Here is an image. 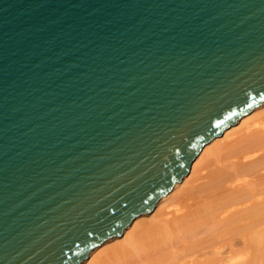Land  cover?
Returning <instances> with one entry per match:
<instances>
[{"label": "water", "instance_id": "95a60500", "mask_svg": "<svg viewBox=\"0 0 264 264\" xmlns=\"http://www.w3.org/2000/svg\"><path fill=\"white\" fill-rule=\"evenodd\" d=\"M264 100V0H0V264H79Z\"/></svg>", "mask_w": 264, "mask_h": 264}, {"label": "bare ground", "instance_id": "6f19581e", "mask_svg": "<svg viewBox=\"0 0 264 264\" xmlns=\"http://www.w3.org/2000/svg\"><path fill=\"white\" fill-rule=\"evenodd\" d=\"M237 121L87 264H263L264 100Z\"/></svg>", "mask_w": 264, "mask_h": 264}, {"label": "rangeland", "instance_id": "374dc122", "mask_svg": "<svg viewBox=\"0 0 264 264\" xmlns=\"http://www.w3.org/2000/svg\"><path fill=\"white\" fill-rule=\"evenodd\" d=\"M258 107V106H257ZM238 122V121H237ZM236 122V123H237ZM236 123H234L233 125H235ZM232 126V125H231ZM230 126V127H231ZM148 214V213H147ZM147 218H150L151 217V215L149 216V215H145ZM123 237H115V238H110V239H108L107 241H105V242H103L102 244L103 245H100V247H98L97 249H93V250H91L90 251V254H89V257L86 259V261H82V263L81 264H87L88 263V259L90 258V257H92V254H94V253H96L97 252V250H99L100 248H103V246H108V247H112V246H114V245H116V244H119V243H121L123 240ZM122 240V241H121ZM107 247V248H108ZM93 251V252H92ZM202 255V254H201ZM204 258V255L203 256H200L199 257V259H203ZM91 259V258H90ZM264 264V263H263Z\"/></svg>", "mask_w": 264, "mask_h": 264}]
</instances>
